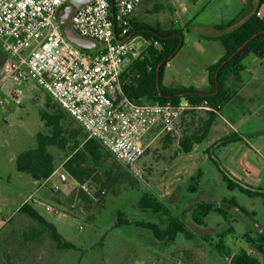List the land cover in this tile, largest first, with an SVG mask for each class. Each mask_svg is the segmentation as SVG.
<instances>
[{
	"label": "rangeland",
	"instance_id": "rangeland-1",
	"mask_svg": "<svg viewBox=\"0 0 264 264\" xmlns=\"http://www.w3.org/2000/svg\"><path fill=\"white\" fill-rule=\"evenodd\" d=\"M170 15L168 11H163L145 15L143 20L162 27L178 25ZM177 29L183 28L179 26ZM205 31L196 28L193 33H184L185 38L187 35L186 47L169 61L173 75L179 81L174 82L171 75L168 85L207 89V75L202 67L205 59L190 68L183 58L189 50L187 48H192L193 37ZM145 47L146 44H143L139 53ZM15 62L0 48V99L3 101L0 104V264H230V256H220L215 244L218 236L231 227L233 232L227 235L224 244L232 254L240 250L250 251L264 264V256L254 251L243 238L245 233L256 237L264 229L261 200L250 198L238 190H227L210 159L213 154L217 162L221 160L224 163L218 159L217 147L224 137L222 135L232 132L234 127L247 136L254 132L257 137L253 146L262 147L264 154V92L262 101L248 103L244 98L235 99L216 112L214 132L207 141L194 146L189 154L183 153L178 143L184 130L181 118L173 127L171 141L166 140V132L151 131L146 138L148 147L136 164V172L124 168L109 156V161L129 171L131 184L118 183L97 200L79 202L80 184L63 169V163L71 153L72 141L65 150L56 146L48 149L56 169L48 182L34 184L29 175L16 170V157L36 147L37 133L49 132L41 120L42 112L49 115L61 113L63 128L67 132H78L80 141L84 132L34 81L20 85L13 83L10 65ZM182 70L188 74H181ZM252 81V88H255L258 82L255 74ZM198 115L204 117L205 112H198ZM199 171L201 177L196 192L191 193L188 188ZM60 173L67 175L65 183H60ZM55 184L60 188L57 192L51 191ZM90 187L97 190L100 186L92 182ZM143 193L165 205L168 216L139 209L137 203ZM226 198H233L248 214L237 207H229L227 221L215 213L205 218L203 226L192 221L191 214L196 204L209 202L220 205ZM32 199H38L42 205L32 202ZM23 202L31 204L78 250H58L47 232L17 212ZM46 204L58 213L47 212ZM118 212L130 223L115 227ZM171 218L184 223L190 238L179 233L173 241L158 240L149 230L135 224L150 223L164 230Z\"/></svg>",
	"mask_w": 264,
	"mask_h": 264
},
{
	"label": "trees",
	"instance_id": "trees-1",
	"mask_svg": "<svg viewBox=\"0 0 264 264\" xmlns=\"http://www.w3.org/2000/svg\"><path fill=\"white\" fill-rule=\"evenodd\" d=\"M263 2L264 0H259L254 10L253 0H244L242 11L234 19L214 26V29L218 32L228 31L220 34L216 39L220 42L224 52L216 63L206 68L208 87L204 90L197 89L194 86L175 87L165 85L163 82L167 63L184 45L183 29L174 28L173 25L162 27L159 24L153 26L140 24L136 26L130 18L131 28L129 34L141 35L148 45L136 59H133L125 67L121 74L124 95L135 102L146 101L158 104L178 103L182 99L191 103L207 101L216 112H220V109L226 106L232 98L227 86L229 79H237L252 59L264 60V20L258 14L259 6ZM60 17L58 16V20H60ZM117 32L118 30H116ZM81 50L90 52L89 50ZM46 104H48V100ZM196 114V112H191L181 118L182 129L184 130L181 132L178 143L181 151L185 154L191 153L194 146L202 144L208 139L217 116L215 112L208 111L205 112L204 117L199 115L197 117ZM62 119L63 115L61 113L52 115L45 112L41 113V120L44 122L45 127L49 129V132L47 134L37 133L36 147L20 153L16 157L15 166L18 172L29 175L36 182L48 180L56 170L54 158L48 149L56 146L65 150L72 141V146L69 148L71 153L63 163V169L74 181L80 185H86L88 189L90 188L89 190L93 193L95 199L101 196L102 191L105 194L110 187L118 183H132L129 171L125 170V167H118L114 161H109L111 155L96 140L87 139L85 134L83 140H78L79 133L76 131L67 132L62 126ZM172 135H174L173 129L167 131L166 140L171 141ZM238 141H241L240 137L237 134H231L222 138L219 144L225 146L230 142ZM210 159L227 190H238L250 198H259L264 206V187L254 188L244 185L233 178L217 162L213 154ZM199 177H201L200 171L198 177L192 178V184L188 188L189 192H196ZM92 182H97L100 186L99 189L93 190L90 187ZM94 198L82 189L79 190V202L94 201ZM137 205L143 211L150 210L155 214L162 213L166 216L169 214L165 205L147 193L140 196ZM229 207H237L243 213L248 214L233 198H226L223 199L220 205L209 202L196 204L192 210L191 218L196 225L202 226L205 225V218L211 213L218 214L227 221L230 214L228 212ZM17 212L27 216L30 220L36 222L43 231L47 232L58 250H78L76 245L66 240L57 228L39 214L31 204L23 202L18 207ZM251 214L253 216L254 212ZM129 223L121 212L117 213L115 227ZM135 224L149 230L158 240L173 241L179 233L186 235L188 238L191 236L184 223L175 218L170 219L164 230L150 223L135 222ZM232 232L233 228L231 227L218 236V241L215 244L218 254L220 256H230V264H261L257 257L246 250H240L232 254L224 244V239ZM243 238L254 251L264 256V231L257 234L256 237L245 233Z\"/></svg>",
	"mask_w": 264,
	"mask_h": 264
},
{
	"label": "built area",
	"instance_id": "built-area-1",
	"mask_svg": "<svg viewBox=\"0 0 264 264\" xmlns=\"http://www.w3.org/2000/svg\"><path fill=\"white\" fill-rule=\"evenodd\" d=\"M142 1L93 0L76 8L72 29L98 43L96 50L83 52L64 38L60 28V8L70 0H0V48L16 60L10 65L13 83L34 81L87 139L96 140L131 172H136L151 131H171L178 119L191 112L216 113L207 101L158 104L135 102L124 95L121 74L125 62L137 56L143 44L148 45L129 34L130 18ZM67 179L60 173V183ZM59 189L55 184L51 191ZM80 189L94 198L86 185ZM32 202L42 205L38 199ZM45 210L58 213L48 204Z\"/></svg>",
	"mask_w": 264,
	"mask_h": 264
},
{
	"label": "crops",
	"instance_id": "crops-1",
	"mask_svg": "<svg viewBox=\"0 0 264 264\" xmlns=\"http://www.w3.org/2000/svg\"><path fill=\"white\" fill-rule=\"evenodd\" d=\"M258 1L259 0H253L254 6H257ZM243 7L244 0H143L133 12L131 20L136 26L140 24L151 25L144 22L145 20H143V18L145 15L168 11L171 14L170 16L175 19L174 22L178 24L173 27L178 28L180 26V28H183L184 33H193L196 28L198 30H207L205 32H198L197 35L193 37L191 43L192 48H187L189 49L188 51L191 55H189L187 51L183 56L184 61L188 63L190 68L197 66L201 59H205L202 67L206 71V68L209 65L216 63L222 57L224 51L220 42L216 39L220 34L228 31L225 30L218 32L214 29V26L221 22H227L234 19L242 11ZM258 14L264 20V2L259 6ZM130 37L136 39L142 38L141 35L133 34H130ZM186 39L187 35L186 38H183V47H186V44L188 43ZM138 55L130 57L125 62L124 69L133 59H136ZM212 57H214V60H209ZM173 73L174 72L171 70L169 63H167L163 78L165 85H168L167 81H171L170 79ZM181 74H188V72L184 71ZM254 74L257 76L258 82H256L255 88H252ZM173 78L175 79L173 80L174 82L179 81L174 75ZM263 78L264 60L258 58L252 59L237 79L230 78L227 82L229 92L232 94V98L229 103H232L235 99L241 98H244L243 100L248 103L255 100L262 101L261 98L263 97L264 92ZM178 83L182 84V82ZM226 106H224L223 109ZM215 123H217V121H215ZM214 125L211 129L209 137L214 132ZM231 134H237L241 141L230 142L225 146L218 144L219 147H217V150L220 157L218 159H222L224 162L222 163L221 160H219L220 164L233 178L240 181L244 185L254 188L264 187V154L262 147L259 145L257 147L253 146V141L257 137L256 134L251 132L248 133L247 136V134H242L234 127L232 128V132L225 133L222 136L228 137ZM236 145H238V147ZM49 180L50 178L48 181ZM36 183L37 182L34 181V184ZM44 183L46 182H42V184ZM261 231L263 232L264 229ZM248 253H250V251H248Z\"/></svg>",
	"mask_w": 264,
	"mask_h": 264
},
{
	"label": "water",
	"instance_id": "water-1",
	"mask_svg": "<svg viewBox=\"0 0 264 264\" xmlns=\"http://www.w3.org/2000/svg\"><path fill=\"white\" fill-rule=\"evenodd\" d=\"M92 1L93 0H70V2L62 6L59 11V16H61L59 24L64 38L76 47L89 51L96 50L98 48V43L75 33L71 27V17L76 8H81ZM255 9L256 6H254V10Z\"/></svg>",
	"mask_w": 264,
	"mask_h": 264
}]
</instances>
